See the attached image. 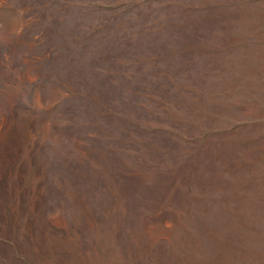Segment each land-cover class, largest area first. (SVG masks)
Listing matches in <instances>:
<instances>
[{"label": "rangeland", "instance_id": "374dc122", "mask_svg": "<svg viewBox=\"0 0 264 264\" xmlns=\"http://www.w3.org/2000/svg\"><path fill=\"white\" fill-rule=\"evenodd\" d=\"M0 264H264V0H0Z\"/></svg>", "mask_w": 264, "mask_h": 264}, {"label": "trees", "instance_id": "16d2710c", "mask_svg": "<svg viewBox=\"0 0 264 264\" xmlns=\"http://www.w3.org/2000/svg\"><path fill=\"white\" fill-rule=\"evenodd\" d=\"M111 153H115V152H113V150H112V152ZM94 180V179H93ZM121 182V181H120ZM126 184H130L129 182H127V183H125L124 184V186L126 185ZM123 194H124V189L121 191ZM238 193V192H237ZM219 197V196H218ZM226 198V200H230V198H228L229 196H227V195H221L219 198ZM231 206H233V207H231L232 209H233V211L231 210V211H229V212H225L224 211V214L226 213V214H228V216H229V219L231 220V221H223L224 223H222L223 225L226 223V224H229V225H231V224H236L237 225V227H238V225L239 224H237L238 222L234 219V216L237 214L238 215V212L239 211H241V208L242 207H239V206H234V205H231ZM229 208V207H228ZM215 210H217V209H215L214 207H211V210L209 211V212H206V213H204V217L206 218V219H209V217H208V215H210V214H212ZM205 211V210H204ZM228 211V210H227ZM203 213V212H202ZM205 214H207L206 216H205ZM225 214V215H226ZM183 217L184 218H186V214L184 215L183 214ZM183 225H184V230H185V232H189L187 229H191V231L193 232V233H195L196 235L197 234H199V233H201V232H203V233H206V232H220V231H223L224 230V226L223 225H221V224H219L218 222H213L212 224L211 223H209V222H206V223H204L203 225H201L200 227H201V229L197 226V227H195L194 226V224H184V223H182ZM231 229H234L233 227H231ZM217 236V235H216ZM194 241H195V238L193 239Z\"/></svg>", "mask_w": 264, "mask_h": 264}]
</instances>
